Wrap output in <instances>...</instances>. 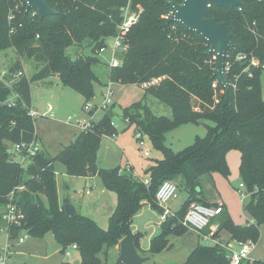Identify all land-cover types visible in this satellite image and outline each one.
<instances>
[{"label":"trees","instance_id":"1","mask_svg":"<svg viewBox=\"0 0 264 264\" xmlns=\"http://www.w3.org/2000/svg\"><path fill=\"white\" fill-rule=\"evenodd\" d=\"M46 1L56 12L41 18L35 10L27 12L22 0H0V50L14 48L19 55L4 81L0 80V203L7 205L13 193L12 201L24 214L21 226L7 227L9 235L16 237L24 232L42 238L52 233L62 253L76 244L80 262L66 260L62 264H108L111 252L127 236L142 255L159 254L171 247L170 235L188 231L182 221L192 202L211 205L203 198L200 178L215 172L228 177L227 156L236 149L241 154L240 176L250 194L245 211L252 222L237 224L222 204L224 211L215 219H220L213 234L216 242L199 243L184 264H230L223 241L218 239L223 230L236 240L257 243L260 226L264 225V69L248 68L235 56L246 52L264 63V0H241L242 4L234 8L210 7L208 16L226 22L233 41L226 56L231 64L228 88L214 75L217 59L207 53V40L177 21L167 24L169 19L164 16L172 10L169 0ZM129 3L133 9L141 7L142 12L126 38L129 48L120 52V66L111 68L110 79L142 86L161 77L158 83L144 88L142 100L123 110L124 119L135 125L136 132L149 135L163 153L149 168V184L119 166L99 167L102 136L117 132L110 108L103 120L83 130L56 156L40 150L27 165L18 161L15 145L38 141L35 118L29 114L32 83L57 75L65 86L84 96V109L95 96L98 75L94 66L101 61L99 53L106 48L107 39L118 34L124 18L122 8ZM71 47L76 58L68 53ZM86 48L89 53H84ZM25 57L33 59L35 72L31 77L14 78ZM16 94L18 99L12 106L8 100ZM147 96L169 105L172 117L156 115L143 103ZM97 110L89 111V115ZM205 121L214 125L193 144L178 152L165 144V135L173 128ZM55 162L62 163L71 176L98 175L105 187L116 193L117 206L108 228L79 211L74 216L65 212L59 199ZM165 180L186 190L188 198L179 211L163 220L162 233L144 250L140 235L132 229L133 219L146 204L162 209L156 194ZM242 264H264V260Z\"/></svg>","mask_w":264,"mask_h":264},{"label":"rangeland","instance_id":"2","mask_svg":"<svg viewBox=\"0 0 264 264\" xmlns=\"http://www.w3.org/2000/svg\"><path fill=\"white\" fill-rule=\"evenodd\" d=\"M164 17L166 18V15ZM112 46L113 38H108L105 50L99 53L101 61L94 66L98 81L95 82V97L91 101L99 106L104 102L106 87L111 81ZM71 49L72 47L68 49V53L76 58V52H72ZM84 53H89V49H84ZM18 60L19 55L14 48L0 50V74L9 70ZM21 60L22 67L16 71H23L22 76L31 77L35 72L33 59L25 57ZM50 79L52 80L50 85L35 81L32 83V88L36 107L39 111V115L35 117L36 131L42 139L39 144L51 156H55L63 146L75 140V135L79 133V130H82L81 126L83 124H98L109 113V110L99 108L94 115H89L82 108L85 101L83 95L65 86L57 75H53ZM262 83L264 86V72ZM111 88L113 94L111 96L110 111L113 121L118 125L119 133L116 139L112 138V135L102 136L98 151L99 166L103 168L120 166L127 174H134L138 179H147L150 177L149 168L151 164L155 162L156 158L162 156V151L154 146L149 135L143 133L145 148L149 150V155L144 156V151L140 148L139 140L135 136V125L133 124L125 129L127 122L123 117L125 108L143 99L145 89L138 84L120 82H112ZM143 103L147 104L156 115L172 117L171 107L154 96H147ZM50 106L53 108L51 115L49 112ZM211 125H214L211 121H205L201 124L186 123L179 125L166 133L164 142L178 152L193 144L198 137H205ZM10 151H14L13 145L10 146ZM16 157L18 161H21L19 155L16 154ZM228 162L230 166L228 177L218 172L201 176L200 181L204 194L210 199H213L215 195H219L226 201L231 207L232 216L238 222L237 224L251 223L252 221L243 207L245 189L240 188L242 182L239 171L240 152L236 149L229 151ZM28 163L29 160L24 162L25 165ZM54 168L57 174L60 201H64L67 193L76 197V201L73 202L79 205V210L83 214L95 219L103 228H108L109 217L117 206L116 193L107 189L100 177H96L88 181L89 185L92 183L95 185L92 194L85 195L83 193L86 186L84 178H72L65 175L64 166L60 162H55ZM64 181L69 182V189L64 187ZM187 198V191L181 189L178 198L168 203H159V205L161 208H169L172 212H176L182 208ZM6 210L7 206L0 203V259L7 250L9 251L8 264H57L59 260L80 262V254L76 250H71V256H67L62 252H55L57 244L51 237L52 233H48L46 238L27 235L24 242H20V238L26 235L24 232L16 237H11L4 218ZM163 215V209L146 204L134 216L132 229L140 235V244L144 248H149L152 238L162 233ZM219 220L213 221L208 231H217L220 226ZM50 238H52L53 243L49 241ZM170 240L171 247L154 255L150 261L155 260L156 264H184L194 248L199 243H205L195 231H187L182 235L172 234ZM47 254L52 255L48 260L40 257ZM119 254L120 248L118 256ZM251 255L264 260V225L260 226V238L255 244ZM117 258L113 250L108 264H115Z\"/></svg>","mask_w":264,"mask_h":264},{"label":"built area","instance_id":"3","mask_svg":"<svg viewBox=\"0 0 264 264\" xmlns=\"http://www.w3.org/2000/svg\"><path fill=\"white\" fill-rule=\"evenodd\" d=\"M22 3L26 5L27 9V1L22 0ZM123 11V21L118 27V34L113 38V48H112V60H111V68L113 67H118L121 64V57H120V52H124L129 48V45L126 41V38L132 29L133 25L138 21L140 13L142 12V8L139 7L138 9H133L131 3H129L128 6H125L122 8ZM175 14L174 9L166 15V18L170 19L173 15ZM13 16H10V19ZM13 32V29H12ZM105 49H102L104 51ZM236 61H241L243 63H246L248 65V68L250 67H259L261 66L264 69V63L257 57L254 56L253 54H249L246 52H240L235 56ZM231 64L229 62H226L225 64V73L230 71ZM8 72L3 71L0 74V80L5 79L7 76ZM23 75V71H19L17 74H15L14 78L21 77ZM161 80V77L159 78H153L152 80L145 82L142 84L143 88H147L153 84L158 83ZM9 82H7L8 84ZM111 83L107 87V90L105 92V99L104 102L101 106L97 104H93L92 101L90 100L84 107V111H86L89 114V111H92L93 109L101 108L104 110H109L110 108V102H111V96L113 94V89L111 88ZM18 99V94L14 95V97L10 98L8 100V103L10 105H16V100ZM52 106L49 107V112L51 113L52 111ZM29 114L32 117H37L39 114L36 110L33 108L29 109ZM114 126L116 124L113 122L112 123ZM82 130H88L93 127V124L91 123H85L82 126ZM113 134L112 136H115ZM136 139L139 140V146L141 149H143L144 156L149 155V150L145 148V141L143 139V133L140 131L136 132ZM41 150V146L38 141H33L29 143H22V144H17L15 145V152L17 155L21 157V162L24 163L27 160H30L33 156H35L39 151ZM146 184H149V181H145ZM240 188H246L245 184L242 183L240 185ZM179 188L178 185L172 181V180H165L162 182L160 185L157 194H156V200L158 203H168L169 201L176 199L179 197ZM87 193H90V190L87 191ZM246 194V192H245ZM11 199L8 202L7 210L5 212L4 218L7 222V227L11 226H21L22 221L24 219V214L18 207V205L13 202V193L10 195ZM164 211L163 215V220H165L168 216L173 215L174 212H172L169 208H162ZM224 211L223 205L219 204L217 206H211V205H206L203 203L199 202H192L189 206V209L182 221L183 225L189 228L192 231L198 232V233H203V231L210 226L213 220H215L222 212ZM26 239V236L20 238V242H24ZM222 246L227 250L228 258L230 260V264H242L243 262L247 260H252V251L255 246V242L253 240H236L235 239V245L230 244V243H222ZM78 246L76 244H73L69 246L65 254L67 256H71L72 251L71 250H77ZM8 254L9 251H5L4 255L1 256L0 263L1 264H8Z\"/></svg>","mask_w":264,"mask_h":264},{"label":"water","instance_id":"4","mask_svg":"<svg viewBox=\"0 0 264 264\" xmlns=\"http://www.w3.org/2000/svg\"><path fill=\"white\" fill-rule=\"evenodd\" d=\"M27 9L35 10L41 18L52 15L56 11L46 0H26ZM169 5L174 9L175 14L167 21V24L177 21L186 29L196 31L202 35L210 45L207 53L215 54L217 68L214 75L228 88L227 75L225 73L226 56L229 48L233 46L232 38L228 32L226 22H219L216 17H209L211 6L234 8L242 4L241 0H184L176 2L169 0ZM245 64V63H244ZM64 210L69 216L77 213L76 207L70 202L64 204ZM120 254L115 264H147L150 256L142 255L131 237H124L119 244Z\"/></svg>","mask_w":264,"mask_h":264},{"label":"crops","instance_id":"5","mask_svg":"<svg viewBox=\"0 0 264 264\" xmlns=\"http://www.w3.org/2000/svg\"><path fill=\"white\" fill-rule=\"evenodd\" d=\"M52 76H50L49 78H47V79H44V80H41V83H43L44 85H50L51 84V82H52V80L50 79ZM107 87H108V85H107ZM106 87V88H107ZM107 90V89H106ZM103 91V90H102ZM95 97V96H94ZM94 99V98H93ZM93 99H92V101H93ZM84 103H85V101H84ZM84 103H83V105H84ZM32 108L34 109V110H36L38 113H39V111L37 110V107H36V103H35V99H34V97H33V88H32ZM82 108H83V106H82ZM47 110H48V108H47ZM53 110V109H52ZM84 110V109H83ZM53 112V111H52ZM52 113H50V115H51ZM125 120V119H124ZM126 121V120H125ZM114 122V121H113ZM127 122V121H126ZM115 123V122H114ZM202 123V122H201ZM201 123H197V124H201ZM116 124V123H115ZM131 125L129 124V122H127V124H126V128L125 129H128V127H130ZM116 128H117V132H116V135L115 136H113L112 138H114V139H116L117 138V136H118V133H119V128H118V125L116 124ZM83 130H79V133H77V135H75V140H76V138L79 136V134L82 132ZM135 132H136V129H135ZM38 134V133H37ZM41 138H40V136H39V134H38V142H41ZM74 140V141H75ZM73 141V142H74ZM72 143V142H71ZM71 143H69V144H71ZM69 144H67V145H69ZM67 145H65V146H67ZM65 146H63L60 150H59V152L65 147ZM41 150H44L43 149V147H41ZM44 151H46V150H44ZM47 152V151H46ZM58 152V153H59ZM48 153V152H47ZM57 153V154H58ZM48 155H50L49 153H48ZM51 156V155H50ZM56 156V155H55ZM162 156H163V153H162ZM162 156L161 157H159V158H162ZM52 157H54V156H52ZM228 157V156H227ZM159 158H156V159H159ZM240 159H241V154H240ZM99 162H100V160H99V157H98V165H99ZM154 164V163H153ZM153 164H151V166L153 165ZM64 166V165H63ZM150 166V167H151ZM100 167V166H99ZM117 167V166H116ZM120 167V166H119ZM100 168H103V167H100ZM112 168H114V167H112ZM64 169H65V175H67V176H71V175H68L67 173H66V168H65V166H64ZM122 169V168H121ZM123 172H125L124 170H122ZM126 173V172H125ZM132 175H134V174H132ZM134 176H136V175H134ZM72 178L73 177H82V178H84V180H85V183H86V186H85V188H84V191H83V193L85 194V195H91L92 194V192H93V189L95 188V185H93V183L92 184H88V181H90V180H93L94 178H96V177H99L98 175H88V176H71ZM142 180V179H141ZM150 180V177H148L147 179H144V181H149ZM243 182H241V184H242ZM240 184V185H241ZM57 185H58V181H57ZM63 185H64V187L65 188H67V189H69V187H70V184H69V182H67V181H64L63 182ZM245 190V192H246V194H245V197H244V199H243V207H244V210H245V205L248 203V201L250 200V194L249 193H247V190H246V188H244ZM88 190H90V193H87V191ZM203 198L205 199V201L207 202V203H209V204H211V205H213V206H216V205H214V204H223L224 205V208H225V211H227L229 214H230V216L232 217V219L234 220V218H233V216H232V211H231V207H230V205L226 202V201H224L219 195H215V197L213 198V199H210V198H207L206 196H205V194H203ZM66 199H69V202L70 203H72V204H74V206L76 207V209H77V211H79L80 213H82L80 210H79V205L77 204V203H74L75 201H76V197H73V196H70L68 193H67V197L64 199V201L63 202H61L60 201V203L61 204H65L66 202H65V200ZM74 201V202H73ZM246 212V211H245ZM250 217V216H249ZM251 219V218H250ZM252 220V219H251ZM235 221V220H234ZM236 222V221H235ZM236 223H238V222H236ZM241 224H243V223H241ZM188 231H191L192 232V230H188ZM211 232L212 231H203V233H198V235H199V237H200V239L201 240H203L205 243H214V242H216V240L213 238V234H214V232H216L215 230L212 232V234H211ZM210 233V234H209ZM26 234V233H25ZM47 235L48 234H46L44 237H42V238H46L47 237ZM26 236V238H27V234L25 235ZM219 238L218 239H220V240H222L223 242H225V243H230V244H233V245H235V239L234 238H232V236H231V234L228 232V231H226V230H223V231H221L220 233H219ZM52 238H53V241H55L56 242V240H55V237H54V235L52 234V236H51ZM52 238H50L51 240H49L51 243H53V241H52ZM209 241V242H208ZM56 244H57V242H56ZM255 244H257V243H255ZM141 247L144 249V250H147L148 248H144L142 245H141ZM77 251V250H76ZM55 252H61V248L58 246V244H57V248H56V250H55ZM78 252V251H77ZM114 252L116 253V256L118 257V253H119V245L118 246H116V248L114 249ZM79 253V252H78ZM38 256H40V255H38ZM51 256L52 255H49V254H47V255H42V256H40V257H42L44 260H48L49 258H51ZM154 256V255H153ZM153 256H151V259H153ZM253 259L255 258V259H259V258H257V257H252ZM64 260H59V262L57 263V264H62V262H63ZM43 264H48V263H43ZM148 264H156V262H155V260H152V261H149L148 262Z\"/></svg>","mask_w":264,"mask_h":264}]
</instances>
